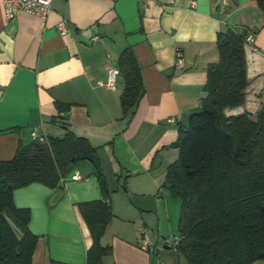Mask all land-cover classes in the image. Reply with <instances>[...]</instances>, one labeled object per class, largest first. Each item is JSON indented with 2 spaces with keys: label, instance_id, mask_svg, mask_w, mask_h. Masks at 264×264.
I'll list each match as a JSON object with an SVG mask.
<instances>
[{
  "label": "crops",
  "instance_id": "obj_1",
  "mask_svg": "<svg viewBox=\"0 0 264 264\" xmlns=\"http://www.w3.org/2000/svg\"><path fill=\"white\" fill-rule=\"evenodd\" d=\"M227 29L253 42L243 47L245 101L225 115L255 117L264 101V12L254 0H52L45 20L21 13L8 21L0 0V161L33 141L34 130L46 138L70 131L95 149L109 191L105 197L86 159L60 180L63 194L53 203L57 189L33 183L15 190L13 204L29 211L28 229L38 238L31 264H87L93 241L78 205L99 200L112 212L99 241L109 250L100 264H188L178 252L158 253V214L131 198L163 201L168 237L177 236L180 201L162 185L178 157V128L206 97L207 70L219 59L217 34ZM127 47L144 92L123 116L120 74L114 89L101 84ZM75 173L79 180L71 179Z\"/></svg>",
  "mask_w": 264,
  "mask_h": 264
},
{
  "label": "trees",
  "instance_id": "obj_2",
  "mask_svg": "<svg viewBox=\"0 0 264 264\" xmlns=\"http://www.w3.org/2000/svg\"><path fill=\"white\" fill-rule=\"evenodd\" d=\"M264 12V0H254ZM245 34L230 29L217 34L218 62L209 66L203 87L206 97L178 128V157L166 169L162 187L180 201L177 252L188 264H253L264 261V101L255 117L226 116L243 105L247 87ZM123 80V116L133 113L143 95L140 68L131 47L118 58ZM64 123L63 116L58 117ZM95 155L84 138L66 131L46 143L19 145L8 161H0V264H31L38 238L28 229L30 213L13 204V192L33 183L60 189L70 166ZM101 191H109L99 167ZM93 244L87 264H100L107 252L100 245L112 218L102 201L80 203ZM24 237L18 241L5 217ZM55 264V263H54Z\"/></svg>",
  "mask_w": 264,
  "mask_h": 264
},
{
  "label": "built area",
  "instance_id": "obj_3",
  "mask_svg": "<svg viewBox=\"0 0 264 264\" xmlns=\"http://www.w3.org/2000/svg\"><path fill=\"white\" fill-rule=\"evenodd\" d=\"M52 0H1V5L3 9V14L5 20H11L17 15L24 13L31 16H36L42 20H45L48 14L51 11ZM191 6H194V3H191ZM57 30L61 35L67 32V25L65 21H60L57 24ZM253 42V37L248 35L245 37L244 45H250ZM184 67V57L180 50L175 51V68L180 70ZM119 70L117 68H108L106 81L101 84L108 89H114L116 85L117 77L119 76ZM173 122V120H170ZM30 137L33 141H38L41 143H46L47 138L45 135L39 136L37 131L34 130L31 132ZM72 180H79L80 176L78 173H75L71 177ZM141 233H144L141 230ZM180 238L178 236H171L163 240V244L158 248V253L164 250H170L172 252H177L178 244ZM146 245H150L147 239L144 240ZM159 264V261H157Z\"/></svg>",
  "mask_w": 264,
  "mask_h": 264
},
{
  "label": "water",
  "instance_id": "obj_4",
  "mask_svg": "<svg viewBox=\"0 0 264 264\" xmlns=\"http://www.w3.org/2000/svg\"><path fill=\"white\" fill-rule=\"evenodd\" d=\"M87 161H89L96 170L99 169V163L95 155H89L85 158ZM72 169V166L69 167V170ZM63 192L60 189H57L53 195L51 196L49 202L53 203L57 201L61 196ZM132 202L139 208L147 211V212H153L158 214L159 219V236L160 239L165 240L169 236L168 228H167V218L166 213L163 205V201L157 200L153 197H132ZM5 220L8 223L9 227L11 228L12 232L18 239V241H21L24 237L23 233L20 231L19 228L15 226V224L6 216Z\"/></svg>",
  "mask_w": 264,
  "mask_h": 264
},
{
  "label": "rangeland",
  "instance_id": "obj_5",
  "mask_svg": "<svg viewBox=\"0 0 264 264\" xmlns=\"http://www.w3.org/2000/svg\"><path fill=\"white\" fill-rule=\"evenodd\" d=\"M177 202V201H176ZM178 205V203H177ZM176 211L178 210V206L175 207ZM147 231L150 233V230L147 229ZM159 244H161V241L158 242ZM260 264H264V261H260Z\"/></svg>",
  "mask_w": 264,
  "mask_h": 264
}]
</instances>
